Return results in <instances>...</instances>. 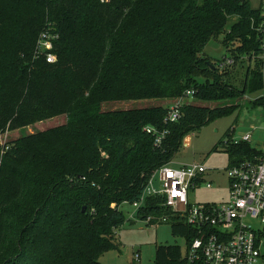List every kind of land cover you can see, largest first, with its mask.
Returning <instances> with one entry per match:
<instances>
[{
  "label": "trees",
  "instance_id": "trees-1",
  "mask_svg": "<svg viewBox=\"0 0 264 264\" xmlns=\"http://www.w3.org/2000/svg\"><path fill=\"white\" fill-rule=\"evenodd\" d=\"M258 18L248 0H0V136L22 133L0 144V264H102L116 249L120 206L140 199L187 136L264 89L258 63L248 67ZM48 27L54 63L33 58ZM212 38L234 64L248 63L241 89L227 82L233 66L219 70L204 53ZM187 90L194 94L180 119L167 123L168 106ZM142 100L160 103L103 105ZM249 102L264 115V97ZM61 116L60 125L24 133ZM225 144L230 164L256 151ZM161 201L147 198L135 216L161 213ZM171 233L192 234L182 223ZM180 257L179 246L155 247V264Z\"/></svg>",
  "mask_w": 264,
  "mask_h": 264
},
{
  "label": "built area",
  "instance_id": "built-area-1",
  "mask_svg": "<svg viewBox=\"0 0 264 264\" xmlns=\"http://www.w3.org/2000/svg\"><path fill=\"white\" fill-rule=\"evenodd\" d=\"M101 3L107 0H99ZM258 36L259 49L252 56L251 64L258 63L264 76V0H261L259 18L254 26ZM49 27L43 29L35 42L33 58H44L46 63H54L53 40ZM234 65V60L224 57L217 63L219 70ZM193 90H187L182 98L171 103L165 121L175 123L180 119V109L186 99L192 98ZM146 133L155 131L149 127ZM165 133L155 138L160 143ZM250 133L239 142L230 139L229 144L249 143ZM225 144V143H224ZM227 145V144H225ZM208 169L202 164L173 168L171 163L155 170L143 189L140 199L131 204L139 211L147 198H160L163 211L144 216L147 226L157 227L162 223H182L192 234L182 238L180 261L172 264H257L264 245V145L249 158L232 162L228 167V200L220 204H192L188 201L189 190L200 185L211 188L206 180ZM157 183L155 187L154 184ZM139 260V253L134 254Z\"/></svg>",
  "mask_w": 264,
  "mask_h": 264
},
{
  "label": "rangeland",
  "instance_id": "rangeland-1",
  "mask_svg": "<svg viewBox=\"0 0 264 264\" xmlns=\"http://www.w3.org/2000/svg\"><path fill=\"white\" fill-rule=\"evenodd\" d=\"M251 9L261 10V0H248ZM204 53L216 61H221L225 56V47L220 38H212L205 46ZM247 62L240 61L233 65L227 82L237 89H241L245 79ZM248 67L252 68L253 64ZM264 97V89L254 94L248 95L238 101V108L231 114L219 119H215L202 127L198 132L191 133V141L188 146L183 143L176 155L172 158L171 166L191 165L193 163L202 164L208 169L206 180L211 182V188L205 185L189 190L188 201L192 204H220L228 200V167L229 156L224 152V143L228 140L230 130L233 129L231 139L239 142L241 137L251 133L249 147L260 149L264 145V115L260 106L253 107L249 100ZM159 104L158 101L142 100L127 102H112L103 104L108 108H143L148 103ZM218 103H212L215 107ZM211 104H209L210 106ZM220 105V104H219ZM63 116L53 118L35 124L26 129V134L34 131H43L47 128L60 125ZM22 133L19 131L7 132L0 136V144L17 139ZM188 140V137L186 138ZM215 146L217 149L214 150ZM157 186V183L154 184ZM124 215V223L116 230V249L104 253L99 261L102 264H155V247L158 245H174L183 247L184 241L179 236L171 233V223H162L157 227L145 225L137 218L135 210L129 204L120 206ZM139 253V260H134V254ZM261 257L257 264H264V245L261 249Z\"/></svg>",
  "mask_w": 264,
  "mask_h": 264
},
{
  "label": "crops",
  "instance_id": "crops-1",
  "mask_svg": "<svg viewBox=\"0 0 264 264\" xmlns=\"http://www.w3.org/2000/svg\"><path fill=\"white\" fill-rule=\"evenodd\" d=\"M250 64H251V63H250ZM250 136H251V133H250ZM187 137H188V140H189V141H188V144H185L186 146H188V145H189V143H190V141H191V137H190V135H189V136H187ZM187 137H186V138H187ZM186 138L184 139V142H183V143H185V142H186ZM228 139L230 140V139H231V137H229ZM248 144H249V143H248ZM255 150H256V149H255ZM256 151H257V150H256ZM229 164H230V163H229Z\"/></svg>",
  "mask_w": 264,
  "mask_h": 264
},
{
  "label": "bare ground",
  "instance_id": "bare-ground-1",
  "mask_svg": "<svg viewBox=\"0 0 264 264\" xmlns=\"http://www.w3.org/2000/svg\"><path fill=\"white\" fill-rule=\"evenodd\" d=\"M189 140L186 139V143H188Z\"/></svg>",
  "mask_w": 264,
  "mask_h": 264
},
{
  "label": "water",
  "instance_id": "water-1",
  "mask_svg": "<svg viewBox=\"0 0 264 264\" xmlns=\"http://www.w3.org/2000/svg\"><path fill=\"white\" fill-rule=\"evenodd\" d=\"M211 69H214V67H213V66H211Z\"/></svg>",
  "mask_w": 264,
  "mask_h": 264
}]
</instances>
